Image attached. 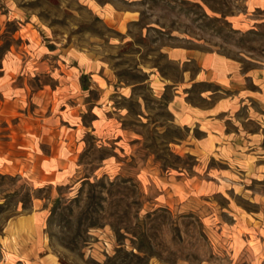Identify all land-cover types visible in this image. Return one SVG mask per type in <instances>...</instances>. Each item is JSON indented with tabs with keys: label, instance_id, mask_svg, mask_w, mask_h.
I'll list each match as a JSON object with an SVG mask.
<instances>
[{
	"label": "rangeland",
	"instance_id": "374dc122",
	"mask_svg": "<svg viewBox=\"0 0 264 264\" xmlns=\"http://www.w3.org/2000/svg\"><path fill=\"white\" fill-rule=\"evenodd\" d=\"M174 47L264 68V12L246 0H0V139L47 154L78 129L69 181L0 171V264H264V115L199 147L171 109L173 84L196 71L167 59Z\"/></svg>",
	"mask_w": 264,
	"mask_h": 264
},
{
	"label": "crops",
	"instance_id": "0c3cea01",
	"mask_svg": "<svg viewBox=\"0 0 264 264\" xmlns=\"http://www.w3.org/2000/svg\"><path fill=\"white\" fill-rule=\"evenodd\" d=\"M246 4L251 11L264 12V0H246ZM167 59L181 68L191 63L196 66L193 75L184 71L182 81L173 84L171 109L179 125L196 129L204 136L199 142V147L206 152L211 145H214L213 137L226 135L229 126L235 125L234 123L239 120L238 116L243 115L244 119L254 120L256 123L262 119L264 68L261 64L246 59L245 61L251 65L245 67L235 58L193 47L170 48ZM151 81L157 89L166 87V84L160 80ZM195 85L205 88L199 91L192 104L187 102L184 94L190 86ZM63 108L70 115V108L66 105H63ZM68 123L72 124L70 120ZM71 131L75 136L78 129H68L64 132L65 135L62 134L60 139L63 143L60 149L55 145L47 154L41 152L38 154L32 149L23 148L22 142L15 140L12 134L8 135V140L0 139V171L14 170L27 176L35 184L52 185L69 181L73 176L72 167H75L74 158L78 151L75 142H71ZM31 219L27 217L24 222L27 223L36 246H39L41 243H39L38 229L28 224L32 222Z\"/></svg>",
	"mask_w": 264,
	"mask_h": 264
}]
</instances>
